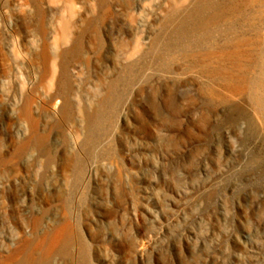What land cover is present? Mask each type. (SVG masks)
I'll return each mask as SVG.
<instances>
[{"label": "rangeland", "instance_id": "1", "mask_svg": "<svg viewBox=\"0 0 264 264\" xmlns=\"http://www.w3.org/2000/svg\"><path fill=\"white\" fill-rule=\"evenodd\" d=\"M0 264H264V0H0Z\"/></svg>", "mask_w": 264, "mask_h": 264}]
</instances>
